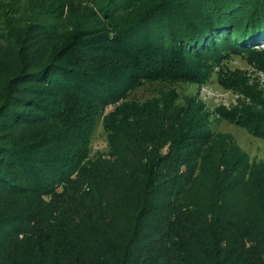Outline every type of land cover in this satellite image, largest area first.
<instances>
[{
    "label": "trees",
    "instance_id": "obj_1",
    "mask_svg": "<svg viewBox=\"0 0 264 264\" xmlns=\"http://www.w3.org/2000/svg\"><path fill=\"white\" fill-rule=\"evenodd\" d=\"M264 0H0V264H264V162L175 92L264 139ZM107 154L90 158L105 108Z\"/></svg>",
    "mask_w": 264,
    "mask_h": 264
},
{
    "label": "rangeland",
    "instance_id": "obj_2",
    "mask_svg": "<svg viewBox=\"0 0 264 264\" xmlns=\"http://www.w3.org/2000/svg\"><path fill=\"white\" fill-rule=\"evenodd\" d=\"M256 48L264 52V41L259 43ZM249 59L247 55L235 54L227 58L226 64L232 69H239L248 75L251 74L250 78L253 81L264 82V73L254 71ZM172 92L176 94L177 103H184L188 98H194L202 103L205 111L209 113L210 128L214 133H230L236 144L248 153L251 161L264 162V139L251 135L246 129L222 119L217 111L215 112L219 106L230 110L241 99V96L232 89L221 86L217 82L215 75L202 85L184 81H145L129 93L127 100L146 102L153 99H161ZM111 109L112 106L105 108L96 121L90 141V158L107 154L109 151L103 126V116Z\"/></svg>",
    "mask_w": 264,
    "mask_h": 264
}]
</instances>
